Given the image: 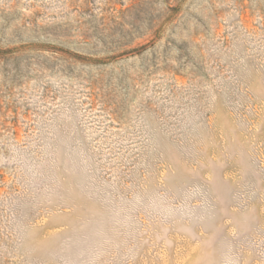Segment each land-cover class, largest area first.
<instances>
[{
    "label": "rangeland",
    "instance_id": "374dc122",
    "mask_svg": "<svg viewBox=\"0 0 264 264\" xmlns=\"http://www.w3.org/2000/svg\"><path fill=\"white\" fill-rule=\"evenodd\" d=\"M0 264H264V0H0Z\"/></svg>",
    "mask_w": 264,
    "mask_h": 264
}]
</instances>
